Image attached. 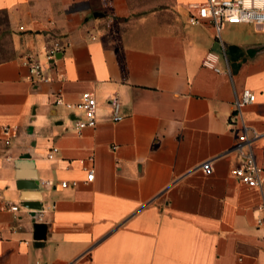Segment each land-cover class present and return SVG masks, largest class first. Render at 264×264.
<instances>
[{"label":"crops","instance_id":"obj_1","mask_svg":"<svg viewBox=\"0 0 264 264\" xmlns=\"http://www.w3.org/2000/svg\"><path fill=\"white\" fill-rule=\"evenodd\" d=\"M205 1L0 0V264H264V192L229 172L243 132L232 102L249 88L243 119L264 186V30L188 23ZM209 50L217 71L201 64ZM85 91L97 121L76 132L83 113L64 104ZM4 125L17 127L8 145Z\"/></svg>","mask_w":264,"mask_h":264},{"label":"built area","instance_id":"obj_2","mask_svg":"<svg viewBox=\"0 0 264 264\" xmlns=\"http://www.w3.org/2000/svg\"><path fill=\"white\" fill-rule=\"evenodd\" d=\"M257 2H260L258 4ZM204 21L210 22L216 34L218 35L220 26L223 23L237 24V23H253L264 30V0H206L204 3L196 6L194 10L188 16V23L192 25L201 24ZM61 44L56 42L52 48L46 50V54L49 58L54 57L57 52L61 50ZM218 56L213 51L209 50L205 53L202 59V66L218 70L217 68ZM29 70L32 78L35 81H48L50 78L43 71L41 64L36 61L28 60ZM255 101V94L249 88H244L238 95L234 96L232 102L231 112V125L240 124L243 132L237 137L238 143L234 149L239 153V161L230 168V174L238 182L249 186L255 187L264 192V186L262 185L261 167L256 163L253 153L250 149L249 139L247 138L248 127L243 119V110L245 106L252 104ZM62 103L61 98L55 99V104ZM67 109L77 108L82 111L83 118H75L73 120V129L79 132L86 127H94L96 125V109L97 101L95 96L88 91L80 94L79 100L76 104L65 103ZM110 106V119L113 122H118L123 118L121 113V103L116 96H112L109 99ZM2 135L4 138V144L10 143L11 137L17 133V127L11 125L2 126ZM246 147L247 149H244ZM57 152V148H52L48 153V158H52ZM202 172L206 175L211 174L212 167L211 162L208 160L200 166ZM94 172L92 169L89 170L87 180L93 178ZM44 183V182H42ZM49 183V182H45ZM74 184V183H72ZM61 185L66 187L67 182H62ZM10 210L17 211L18 205L9 204ZM264 210V200L259 205ZM41 212L34 214V218L40 220ZM257 225L264 227V215L257 219ZM264 241V238H263ZM264 252V245L262 247Z\"/></svg>","mask_w":264,"mask_h":264},{"label":"water","instance_id":"obj_3","mask_svg":"<svg viewBox=\"0 0 264 264\" xmlns=\"http://www.w3.org/2000/svg\"><path fill=\"white\" fill-rule=\"evenodd\" d=\"M252 52V51H249ZM18 186H20V188L22 187H29V188H33V189H37L38 183L33 180L32 182H28V183H18ZM37 208H41V206L37 207ZM45 228L46 225L44 223H40V222H34L33 223V239L35 240L36 243H42L40 241H44L46 239V234H45ZM36 245H41V244H36Z\"/></svg>","mask_w":264,"mask_h":264},{"label":"rangeland","instance_id":"obj_4","mask_svg":"<svg viewBox=\"0 0 264 264\" xmlns=\"http://www.w3.org/2000/svg\"><path fill=\"white\" fill-rule=\"evenodd\" d=\"M4 21H5V17L1 15L0 16V23H2ZM5 45H6V42H5V44H3V49H4Z\"/></svg>","mask_w":264,"mask_h":264}]
</instances>
